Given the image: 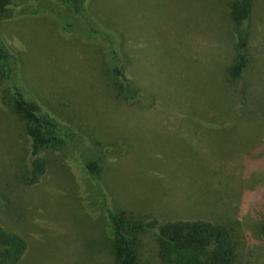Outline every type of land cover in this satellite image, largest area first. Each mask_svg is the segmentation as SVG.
<instances>
[{
    "label": "rangeland",
    "instance_id": "obj_1",
    "mask_svg": "<svg viewBox=\"0 0 264 264\" xmlns=\"http://www.w3.org/2000/svg\"><path fill=\"white\" fill-rule=\"evenodd\" d=\"M232 2L87 0L76 15L24 0L0 22L20 58L12 80L0 74V226L26 240L19 264H116L110 213L222 224L235 264H264V0H252L239 81ZM117 63L143 93L133 104L110 86ZM14 85L59 129L40 128ZM41 130L47 170L25 186ZM136 248L160 264L153 232Z\"/></svg>",
    "mask_w": 264,
    "mask_h": 264
},
{
    "label": "trees",
    "instance_id": "obj_2",
    "mask_svg": "<svg viewBox=\"0 0 264 264\" xmlns=\"http://www.w3.org/2000/svg\"><path fill=\"white\" fill-rule=\"evenodd\" d=\"M87 0H62L68 5L72 14H81ZM24 0H0V22L17 14ZM232 20L237 28L238 42L235 58L228 70L232 81H239L247 65L246 49L249 39L248 21L252 9V0H233L230 6ZM18 55L6 47L0 40V74L12 80L18 73L20 63ZM107 77L117 97L130 104L142 98L143 93L132 86L125 75L122 65H113L107 69ZM15 96L24 109L36 117L43 130H58L59 122L50 114L36 106L22 91L13 86ZM45 134L38 131L33 135L30 155L23 165L21 183L25 186L37 184L47 170L44 156ZM92 173L96 169L88 165ZM114 237L111 238V250L116 264H141L136 248L138 235L153 232L158 245L160 264H235L237 246L231 230L209 221H173L160 225L155 218L134 220L125 213H110ZM27 251L26 240L17 233L10 232L0 226V264H19Z\"/></svg>",
    "mask_w": 264,
    "mask_h": 264
}]
</instances>
